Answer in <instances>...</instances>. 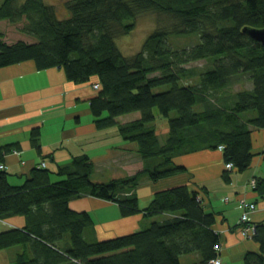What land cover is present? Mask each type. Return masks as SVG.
Wrapping results in <instances>:
<instances>
[{
	"label": "trees",
	"instance_id": "16d2710c",
	"mask_svg": "<svg viewBox=\"0 0 264 264\" xmlns=\"http://www.w3.org/2000/svg\"><path fill=\"white\" fill-rule=\"evenodd\" d=\"M66 5L68 16H60L45 0H0V20L25 19L22 30L36 37L10 43L0 31V66L33 59L38 69L63 67L76 82L97 76L100 90L90 98L95 127H117L124 140L136 142L144 165L130 175L94 181L91 156L76 154L59 164L61 178L53 180L48 167H35L22 185H11L1 170L0 218L19 214L27 222L4 231L0 247L27 245L14 264H207L222 243L216 212L204 204L205 186L174 184L156 191L143 208L136 187L144 179L189 171L175 158L194 150L219 147L225 163H232L226 168L241 172L256 155L264 157V150L254 151L252 135L264 129V44L246 30L264 28V0H67ZM145 10L174 22L151 31L136 53L123 54L116 38L132 30ZM194 32L200 34L195 45L177 49L169 42L171 34ZM200 58L211 66L185 82L184 64ZM244 74L253 86L232 91ZM162 85L170 87L155 90ZM156 108L168 121L163 140ZM138 111L132 120L118 119ZM31 134L35 142L40 130ZM229 176L227 171L225 179ZM255 179L253 188L264 196V176ZM88 195L113 200L123 216L167 215L141 230L98 240L90 212L69 205ZM253 237L259 251H247L242 264H264V220L255 223ZM187 253L195 257L182 262Z\"/></svg>",
	"mask_w": 264,
	"mask_h": 264
},
{
	"label": "crops",
	"instance_id": "0c3cea01",
	"mask_svg": "<svg viewBox=\"0 0 264 264\" xmlns=\"http://www.w3.org/2000/svg\"><path fill=\"white\" fill-rule=\"evenodd\" d=\"M94 82H99L95 75L83 83L70 80L64 68L59 66L38 69L33 59L0 66V164H5L0 171L7 172L11 185H22L31 178L35 167H48L53 180L59 179L61 176L56 173L59 164L76 154L88 153L94 163L111 155L112 160L102 161L100 171H92L94 181H109L136 173L130 164H144L136 142L124 140L117 127H95L90 98L100 89L93 86ZM155 113L157 121L160 120L161 114L156 110ZM35 128L40 134L33 142L31 132ZM156 128L161 134V128ZM164 129H168L167 126ZM252 135L254 151L264 150V129H253ZM175 159L185 164L189 171L158 181H141L136 187L141 208L148 205L156 191L174 184L205 186L202 189L204 204L206 209L216 212L214 227L221 233V264H242L247 251H259L260 243L254 237L244 238L241 232L240 203L256 201L257 206L250 213L251 221L259 223L264 220V196L257 194L250 181L259 175L264 176L261 153L243 172L225 167L223 151L219 147L194 150ZM141 168L136 167L137 171ZM227 171L230 176L225 179ZM223 196L228 197V202L222 199ZM69 205L75 210L90 212L94 219V236L98 240L141 230V224H150L154 218L167 215L148 218L139 212L123 216L116 202L92 195L73 198ZM26 222V217L19 214L0 218V235L14 227L23 228ZM26 252L27 245L23 243L0 247V264H14L17 256ZM192 255L188 260L184 261L182 257L181 260L191 261L195 257Z\"/></svg>",
	"mask_w": 264,
	"mask_h": 264
},
{
	"label": "rangeland",
	"instance_id": "374dc122",
	"mask_svg": "<svg viewBox=\"0 0 264 264\" xmlns=\"http://www.w3.org/2000/svg\"><path fill=\"white\" fill-rule=\"evenodd\" d=\"M46 2L50 3V4H54L56 9H57V13L60 14V16H68V9H67V5H66V1L67 0H45ZM25 19L23 20H19L16 22H12L9 18H5V19H1L0 20V31L3 32V37L4 40L13 43L16 42L18 39H24V40H29V41H35L36 37L32 36L29 33H26L25 31L22 30V26L25 24ZM132 21V20H130ZM134 27L132 30H130L127 33H124V35H119L116 38V42L117 44H119L121 51L123 52V54H127V55H132L134 53H136V51L140 50L141 47L143 46V42L146 40V38L148 37V35L151 33V31H153L154 29H156V27H164L167 25H172V23L174 22L173 18L170 17L167 14L164 13H159L158 11H152V10H145L144 12L140 13L139 15L136 16V18H134ZM200 41V34L194 32V33H188V34H184V33H178V34H171L169 35V42H171L172 46L174 48H183V47H189L192 45H195L197 43H199ZM212 61H208L205 58H200L199 60H192L188 63H185L184 66L187 68V73L188 76L184 79L185 82H189L190 80H197L198 79V74H201V71L207 69L208 67L211 66ZM192 74L190 77L189 75ZM241 79H239V81H236L234 83V85L231 87V90H239V89H244V88H251L253 86V82L251 80L248 79L247 74L241 75L240 76ZM95 84V82H94ZM93 84V86L95 87V85ZM170 87V85H162L159 86L157 88H155L156 91L159 90H164V89H168ZM95 88H99L95 87ZM100 89V88H99ZM157 109V108H156ZM156 111L159 112V110L157 109ZM140 114V112H136V113H129L128 116H119L118 119L120 121H122L123 119H129L132 120L135 117H138V115ZM131 118V119H130ZM95 123V121H94ZM156 126L159 127L160 130H162V135L160 136V139L163 140V136H165V132H167L168 129H164V127H168V121L165 117H162L160 120L156 121ZM166 130V131H165ZM113 152V151H112ZM139 153V152H138ZM135 155V153H134ZM141 156V154H139ZM118 160L120 159L119 157H117ZM142 158V157H141ZM103 160H98L97 163H94V170L100 171L102 168V161H108V160H112L111 155L108 156V158ZM116 160V161H118ZM143 161V160H142ZM144 162V161H143ZM144 165V164H142ZM139 166V164H135L133 163L132 165L130 164V168L135 172H137L138 168H141V166ZM227 166V163H225V167ZM112 167L115 169V165L112 164ZM137 167V169H136ZM192 173V172H191ZM254 180H256L255 178H253L251 181V184L253 185ZM143 181V180H142ZM145 181V179H144ZM93 196V195H92ZM223 200H225L226 202H228V197L227 196H223L222 197ZM143 204V202L141 203ZM243 205V201H241L240 203V207L242 208V214L240 217V221H244L245 219L243 218V207L241 206ZM148 217V216H147ZM151 218V217H148ZM250 221V223H243L242 222V227L246 225H253L254 227V231H252L251 233L248 232H244V229H242L241 227V232L244 236V238H248L251 239L254 234H255V223H253V221H251V216L248 219ZM142 228H146L149 226V224H141ZM221 248H222V244H221ZM221 255V254H220ZM193 255L192 253H187V254H182V260H188V258H191ZM182 261V262H184Z\"/></svg>",
	"mask_w": 264,
	"mask_h": 264
},
{
	"label": "built area",
	"instance_id": "2783aa9c",
	"mask_svg": "<svg viewBox=\"0 0 264 264\" xmlns=\"http://www.w3.org/2000/svg\"><path fill=\"white\" fill-rule=\"evenodd\" d=\"M95 87H98L99 86V82H95ZM100 87V86H99ZM45 164V160L42 162V165ZM5 164L3 162H1L0 164V169L1 168H5L4 167ZM227 166L228 167H231L232 166V163L228 162L227 163ZM243 207L244 208H248V210H244L243 212V218L245 219L244 221L247 223V222H250L248 219L250 217V210L254 209L256 207V205L254 204V202H248V201H244L243 202ZM242 221V220H241ZM243 222V223H245ZM254 226L251 224V225H246L242 227V229H244V232H248V233H251L252 231H254ZM215 249L217 251V254L218 256L215 257V258H212L207 264H221L222 263V258H221V255H220V250H221V244L218 243V245L216 244L215 245Z\"/></svg>",
	"mask_w": 264,
	"mask_h": 264
},
{
	"label": "water",
	"instance_id": "95a60500",
	"mask_svg": "<svg viewBox=\"0 0 264 264\" xmlns=\"http://www.w3.org/2000/svg\"><path fill=\"white\" fill-rule=\"evenodd\" d=\"M256 39L260 40L264 44V28L246 29Z\"/></svg>",
	"mask_w": 264,
	"mask_h": 264
}]
</instances>
